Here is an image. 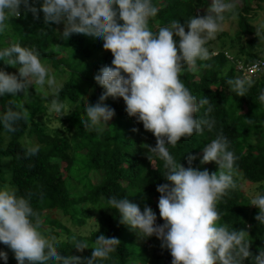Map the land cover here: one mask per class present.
<instances>
[{
  "label": "trees",
  "instance_id": "trees-1",
  "mask_svg": "<svg viewBox=\"0 0 264 264\" xmlns=\"http://www.w3.org/2000/svg\"><path fill=\"white\" fill-rule=\"evenodd\" d=\"M193 1L153 0L157 14L149 20V28L155 31L173 19L183 23L195 12ZM239 1V4L236 1L235 11L227 12L226 17L236 16L242 38L230 37L225 30L220 31L214 39L207 41L210 58L197 60L195 70L185 65L178 74L197 100L208 99L212 111L207 116L214 120V126L211 131L205 129L190 137H181L168 150L182 167L207 169L212 173L216 165L211 161L200 164V149L221 133L229 140V148L236 156L234 173L238 171L248 181L257 183L259 193L264 194V103L257 99L259 90L264 88V71L254 77L244 96L228 93L226 82L235 79L233 68L223 70L227 59L222 53L213 55L212 52L229 47L241 57L239 61L264 63V29L256 30L264 17V0ZM40 3L41 0H35L33 6L39 9ZM208 4V0H201V6ZM55 26L45 25L39 10L35 18L30 12H22L10 21L9 30L0 36V46L19 42L22 46L35 48L40 52L41 62L49 63L56 74L62 75L61 87L42 101L34 94L31 84L26 95L18 93L0 98V112L9 106L26 112L14 125V132L7 133L0 128V183L14 185L21 196L31 193L30 202L41 220L40 228L46 235L56 237L61 256L89 257L91 249L77 252L72 248L71 238L75 236L91 247L96 235L103 234L106 238H117L120 245L101 264H170L167 249H161L158 242L149 253L147 246L134 241L135 233L119 223L116 211L104 203L108 196L127 198L141 208L148 206L156 214V223H162L156 207L158 193L155 189L166 182L163 161L154 154L146 155L142 146H154L155 138L142 128L141 123L126 115L120 98L109 97L104 101L113 109L114 115L102 130L82 128L80 119L84 118V103L96 102L103 91L94 83L93 76L99 67L109 65L112 57L102 49V42H94L84 35L70 34L63 40L56 38ZM226 37L235 41L230 46L222 44L215 49L214 43L219 39L224 43ZM239 40H242L241 44ZM201 64L207 67H200ZM0 68L16 74V70L7 65L0 64ZM53 99L69 110L73 108L60 123L63 133H47L44 125L49 118L45 116L42 102L50 105ZM207 107H199L194 116L204 117ZM29 144H38L39 151L35 156L25 157V148ZM189 155L195 157L190 165L186 162ZM90 174L95 176L97 183L90 179ZM68 179L75 185L72 186ZM234 181L236 187L227 190L216 203L220 214L218 223L247 232L248 251L255 256L264 248V225L255 221L257 209L239 191V182ZM89 219L94 220V227L85 234L84 226ZM0 250L7 255L6 264H16L6 245L0 244ZM0 264L4 262L0 261ZM244 264H252L251 257L246 258Z\"/></svg>",
  "mask_w": 264,
  "mask_h": 264
},
{
  "label": "clouds",
  "instance_id": "clouds-1",
  "mask_svg": "<svg viewBox=\"0 0 264 264\" xmlns=\"http://www.w3.org/2000/svg\"><path fill=\"white\" fill-rule=\"evenodd\" d=\"M34 3L35 0L31 3L30 0H0V36L9 30L11 20L21 15L23 6L24 12H30L33 18L39 10L45 25L62 24L59 33L54 31L59 39H67L70 34L84 35L94 42H102V49L112 57L110 64L99 67L93 76L94 83L103 91L96 102L84 103L82 128L102 130L114 115L104 101L109 97L120 98L126 115L141 123L155 138L154 146H142L146 155L154 154L163 161L166 182L155 189L162 223H156V214L148 206L141 208L127 198L108 196L104 203L116 211L119 223L140 239L154 236L159 247L167 249L170 264H244L249 257L252 264H264V248L255 256L248 251L247 232L218 223L220 214L216 203L227 190L236 187L233 178L236 156L229 148L227 137L217 133L200 149V164L215 163L216 170L212 173L207 169L182 167L168 150L181 137L187 138L205 129L211 131L214 126V120L207 116L212 111L208 99L197 100L178 74L185 65L195 70L197 60L210 58L207 41L221 29L224 14L235 11L236 0H210L203 15L190 16L183 23L173 19L155 31L149 28V20L157 14L153 0H41L39 9ZM212 52L213 55L222 53ZM0 64L19 65L16 74L0 68V98L18 93L26 95L33 82L50 88L55 85L54 76L41 63L40 52L35 48L19 42L0 46ZM251 64L237 60L235 66L240 73L248 74L247 67ZM253 67L264 71V63L257 62ZM252 78L228 79V91L244 96L252 86ZM257 99L264 103V88L259 90ZM204 105H208L205 116L196 118L194 113ZM62 109L63 104L56 99L50 102L49 111L59 117L64 116ZM25 114L23 109L5 107L0 112V128L7 133L14 132V125ZM38 151V144H29L24 155L35 156ZM193 159L189 155L186 162L190 165ZM30 199L31 193L21 196L14 185L0 183V244L11 250L16 264H101L120 245L117 238L100 234L89 247L73 236L72 248L77 252L91 249L90 256L81 259L59 255L56 237L41 230V220ZM250 205L257 209L255 221L264 225V194L257 193ZM0 261L4 264L7 261L2 250Z\"/></svg>",
  "mask_w": 264,
  "mask_h": 264
},
{
  "label": "rangeland",
  "instance_id": "rangeland-1",
  "mask_svg": "<svg viewBox=\"0 0 264 264\" xmlns=\"http://www.w3.org/2000/svg\"><path fill=\"white\" fill-rule=\"evenodd\" d=\"M208 1L210 3V0H208ZM236 1L239 4L240 1L239 0H236ZM200 3H201V0H198V1L194 0L193 1V5H195V12L192 15L193 17H195L196 15H203L206 8L208 7V6H206V7L201 6ZM20 12L21 13L24 12L23 6H21V8H20ZM224 15H225V19H224V21L221 22V24H222L221 29L219 31H217V33H215L214 37L211 39H214L222 30H225L226 33L230 37L235 36L238 39H241L242 35L239 34V32H238L239 27L237 24L236 16H232L231 18L227 19L226 13ZM263 29H264V17L260 20V23H258L256 25V30L261 31ZM61 30H62V24L55 26V33H59ZM54 35L56 38H58V35H56V34H54ZM221 39H223V38H221ZM221 41L222 40L219 39L218 42L214 43V44H216V46L214 47L215 49L222 47V44H224V45L226 44L225 46H230L232 44V41H235V39H231V38L226 37V39H224V43ZM238 43L241 44L242 40H239ZM216 51L222 52L223 55L225 56V58L227 59L225 69L223 67H222V69L226 71L229 68H233V71L235 74V79L236 78H245V77L251 79L253 77L252 78V80H253L254 77L259 75V72H257L253 76H249L248 74L243 73V71H241V73L238 71V67L235 66V63H236L237 59L239 60L241 57L239 55H237V52L235 50L229 49V47H228V49L222 48V49H218ZM234 58H236V59L234 60ZM241 62L245 63L243 61V59H241ZM41 63L46 65L49 68L50 72L52 73V75L55 78V85L52 88H50L47 85L40 86V85L35 84L34 82L31 83V85H33V92L35 95L40 97V101H42L46 96L53 94L57 88L61 87V83H62V75L56 74L53 66H51L49 63H46V62H41ZM17 67H19V65H17L16 67H12V69L16 70ZM261 74H263V73H261ZM227 92L231 93L228 91V88H227ZM42 104H43V107L45 108V116L47 119L49 118V122H44V125L47 129V133H50V131L63 133L64 130L61 127L60 123H62V121L65 120V117L73 110V108H71L69 110L66 105L63 106L62 112H63L64 116L59 117L54 112L49 111L50 105H48L45 102H42ZM201 155H202V153L199 154V157H201ZM91 174H94V173H91ZM91 174H90V179H92L93 182L97 183L95 176H93ZM233 178L239 182L238 183L239 191L244 196H246L248 199L251 200L257 193H259L258 184L248 181L246 178H244L242 176V174L240 172L236 171V173H234ZM67 181L71 182L72 186L75 185V183L72 179H68ZM64 221L67 223V220L65 218H64ZM92 222H94L93 219L92 220L89 219L86 222L87 224L84 226L85 230L83 231L85 234H87L91 230V228L94 227V223H92ZM133 239L136 242L139 241V243L142 244V246L143 245L147 246L149 253L151 252V249L156 246V243L159 242L154 236L148 237L146 239H140L137 236H135ZM128 264H133V263L129 262Z\"/></svg>",
  "mask_w": 264,
  "mask_h": 264
},
{
  "label": "built area",
  "instance_id": "built-area-1",
  "mask_svg": "<svg viewBox=\"0 0 264 264\" xmlns=\"http://www.w3.org/2000/svg\"><path fill=\"white\" fill-rule=\"evenodd\" d=\"M257 64V62H254V63H252L250 66H248L247 67V72H248V74H250V75H254V74H256L257 72H259V71H256V70H254V65H256Z\"/></svg>",
  "mask_w": 264,
  "mask_h": 264
}]
</instances>
